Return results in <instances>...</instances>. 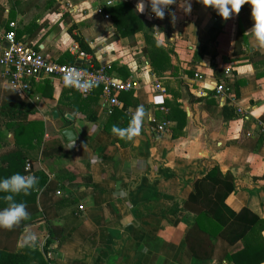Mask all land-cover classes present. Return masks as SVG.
Masks as SVG:
<instances>
[{"label": "crops", "instance_id": "obj_1", "mask_svg": "<svg viewBox=\"0 0 264 264\" xmlns=\"http://www.w3.org/2000/svg\"><path fill=\"white\" fill-rule=\"evenodd\" d=\"M137 2L0 0V24L14 21L17 38L46 59L86 65L77 55L83 51L93 66L110 65L117 79L134 83L109 111L99 86L80 101L72 88L44 79L32 81L20 97L0 68V167L17 150L31 162L33 176V167L46 176L43 188L34 190L44 218L22 230L16 247L23 248L25 230L45 243L51 229L65 227L47 256L36 248L53 258L48 264H103L115 242L117 252L107 264H264V226L255 230L254 249L237 261L228 257L243 241H217L212 255L201 259L185 242L195 220L184 207L191 182L215 165L233 175L226 205L246 207L264 221V50L245 34L253 24L251 9L233 16L213 40L211 28L227 20L198 0H188L190 13L184 0H176L155 23L147 9L137 12ZM219 83L224 99L214 94ZM140 105L147 113L140 135L119 139L112 126L126 127V111ZM163 121L166 129L156 132L154 125ZM67 128L75 133L68 143L61 136Z\"/></svg>", "mask_w": 264, "mask_h": 264}, {"label": "trees", "instance_id": "obj_2", "mask_svg": "<svg viewBox=\"0 0 264 264\" xmlns=\"http://www.w3.org/2000/svg\"><path fill=\"white\" fill-rule=\"evenodd\" d=\"M118 6L130 9L126 3H121ZM250 9V6L245 4L242 6L240 13ZM130 15L134 14L131 12ZM229 20L226 21L224 26H214L211 28L210 33L213 32V40L223 31ZM238 25L243 34L244 29L240 23ZM80 45L82 49L89 51L85 43L80 41ZM86 97H78L77 100L85 101ZM165 103L167 104V102ZM19 125L21 124L13 125V127L15 126V129H17ZM105 127L106 129L108 128L106 124H104ZM6 128H11V125H6ZM16 143H19V141ZM6 156L13 161L9 162L6 167H0V179L7 178L15 173L23 174L26 160L24 155L18 153L17 150H13L8 152ZM33 171L34 176L39 179L38 187L42 189L46 183V176L34 167ZM191 186V190L184 201V207L195 214L194 223L187 229L185 235V242L192 255L200 259L211 256L217 241L220 242V245H222V242L226 245H231L237 241H243L244 247L238 253L228 258L230 260L234 256L236 257L235 261H237L238 257L247 256L249 250L251 248L254 249L252 239L255 230L258 227H263L264 221L246 207L241 208L239 211H233L226 205L225 199L235 188L233 175L230 172H222L219 166L215 165L201 177L194 179ZM4 195L7 194L0 193V209L7 206L3 200ZM35 198L36 193L34 190L29 195L19 194L15 196L17 202L26 204L27 211L30 213V219L21 222L19 227L12 230L0 229V264H48L49 261L53 262V258L48 261L42 251L38 249L27 247L17 249L16 247L18 236L22 230L28 225L42 221L44 218L40 213L37 203H35ZM73 201H69L68 204ZM65 233V227L56 232L52 229L50 230L43 249L46 256L53 239L58 234L61 237ZM213 240L215 241L213 242ZM255 262V260L253 262L248 261L244 262V264H254Z\"/></svg>", "mask_w": 264, "mask_h": 264}, {"label": "clouds", "instance_id": "obj_3", "mask_svg": "<svg viewBox=\"0 0 264 264\" xmlns=\"http://www.w3.org/2000/svg\"><path fill=\"white\" fill-rule=\"evenodd\" d=\"M176 0H138L136 10L144 13L149 10L156 18L163 20L166 10L173 5ZM204 7L212 8L223 20H229L238 15L245 4L251 8V19L253 24L245 34L251 36L254 45L258 50H264V0H198ZM184 11L191 12V4L184 0ZM172 22H175V14L168 13ZM63 85L67 88H73L82 95H87L95 87L99 86L98 78L90 77V74L80 67H68L64 70L62 76ZM146 110L142 105L134 110L126 127L113 125L112 133L119 139L132 141L138 137L142 130ZM39 179L33 175H22L15 173L7 178L0 179V193H6L3 200L7 206L0 209V229L12 230L19 227L21 222L30 219V213L23 202H17L15 196L19 194L29 195L33 190L40 191L38 187ZM21 247L36 249L42 246V241L34 232L25 230L20 243Z\"/></svg>", "mask_w": 264, "mask_h": 264}, {"label": "built area", "instance_id": "obj_4", "mask_svg": "<svg viewBox=\"0 0 264 264\" xmlns=\"http://www.w3.org/2000/svg\"><path fill=\"white\" fill-rule=\"evenodd\" d=\"M110 4L111 1L107 3V6ZM102 10L100 9L101 12ZM145 15L151 22L155 23L158 20L149 10ZM104 18L108 19L109 15L105 14ZM16 28L17 25L14 21H7L4 24H0V68L2 80L20 97L26 96L32 81L48 79L50 81H57L60 85H63L62 76L64 70L73 66L85 69L90 74V77L100 80L99 87L101 88V94L109 111L113 107L120 106L121 103L118 96L121 92L134 88L132 80L117 79L113 75L110 65L93 66L88 61L90 56L83 51H77V55L81 59L87 60L86 65L78 66L74 63H59L46 59L41 52L33 50L29 45L17 38ZM160 30L158 27L154 28L153 34L155 37L160 35ZM74 50L76 52L77 48L74 47ZM228 73V71H225V74ZM196 76L201 78L200 75ZM93 90L87 93V95H82L79 91H75L81 96L86 97ZM214 94L216 97H222L224 99L226 94L225 87L222 83L216 85ZM134 110L128 109L126 111L127 116L131 117ZM237 113L241 114L244 118L248 116V112L244 111L241 107L237 108ZM166 125L167 122L163 121L155 124L153 129L156 132H163L166 129ZM261 142L262 148H264V131L261 136ZM22 175H33L32 164L29 160L25 161L24 173ZM56 193L59 194L58 191ZM78 210L82 211L83 206L78 205ZM44 244V241H42V246L38 248L43 250Z\"/></svg>", "mask_w": 264, "mask_h": 264}, {"label": "water", "instance_id": "obj_5", "mask_svg": "<svg viewBox=\"0 0 264 264\" xmlns=\"http://www.w3.org/2000/svg\"><path fill=\"white\" fill-rule=\"evenodd\" d=\"M74 64L78 65V66H81V61L77 60V61L74 62ZM53 114H56V113L54 112ZM61 136L64 139V141L67 142V143L68 142H72L73 140H75V133L73 132L72 128H67V129L63 130L61 132ZM197 178H199V177H197ZM193 180H192V182H193ZM192 182H191V185H192ZM117 249H118V247H117L116 242H115L114 245L111 247L110 253L106 256V259L103 261V264H107L108 263L110 257H112V255L114 256V254L117 252Z\"/></svg>", "mask_w": 264, "mask_h": 264}, {"label": "rangeland", "instance_id": "obj_6", "mask_svg": "<svg viewBox=\"0 0 264 264\" xmlns=\"http://www.w3.org/2000/svg\"><path fill=\"white\" fill-rule=\"evenodd\" d=\"M72 256H73V255H72ZM64 257H68V258H69L68 255H66V256H64ZM66 263H67V264H75L73 261H67Z\"/></svg>", "mask_w": 264, "mask_h": 264}]
</instances>
